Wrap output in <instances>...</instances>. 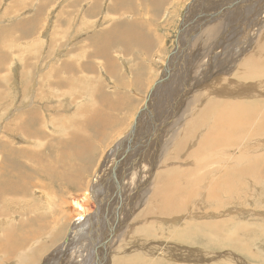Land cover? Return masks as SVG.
Masks as SVG:
<instances>
[{
    "label": "rangeland",
    "instance_id": "374dc122",
    "mask_svg": "<svg viewBox=\"0 0 264 264\" xmlns=\"http://www.w3.org/2000/svg\"><path fill=\"white\" fill-rule=\"evenodd\" d=\"M246 1L248 3L237 11L230 9L229 5L231 4L229 2H223V0L219 2L225 4L227 9L219 10V4H213L210 1L213 10L206 25L213 24V29L208 38L217 37L223 41L221 47L224 50L221 53L218 52V62H216L218 65L222 64L223 59V63H235L233 60L238 58V51L231 49L229 44L234 46V42H236L234 38H239L259 26L257 24L258 19L255 18L257 13L252 12L248 16L243 13L246 7L255 6L258 8L263 5L264 0ZM201 2L206 3V0H183L180 6L176 4L177 11L180 13L177 22L172 27L173 29L171 28L166 54L161 53L151 61H144L143 56H138L135 53V45L131 43L133 52L139 60L132 65L129 59L123 58L124 53L130 47V43L123 38L121 28L124 27L115 29L113 25H110L114 21L112 0H0V135L4 131L1 130V125H4L8 129L9 137L8 140L0 141V176L2 163L11 149L16 148L23 153H28V149L35 150V145L38 150L46 149L49 142L54 144L63 138L62 131L68 133L90 131L87 129L85 121L93 116H99L103 120L110 121L115 127L114 132L110 131V134L102 138L105 149L102 153H96L91 170L84 174L83 184L80 186L70 184L68 192H61L58 188L62 186V183L60 186L49 185L43 192L21 193L17 200L9 201L8 206L0 203V216L6 210L13 216L6 229L0 228V236L5 240L8 239L10 228L13 225L27 224L28 218L34 214L49 213L52 217H57L49 232H40L23 240V246L15 249L14 258L8 255L9 253L7 255L1 253L0 264H92L93 251L96 258L95 264H125L132 258V255H137L145 244L152 245L162 241L161 239L173 242L178 252L175 253V256L170 253L171 259L162 254L158 255V253H151L153 256H147V258L155 256L158 259V264H264L263 168L253 172L255 174L253 178L259 187V191L263 194V198H255L253 193L252 199L255 203L248 204L246 207L249 209L239 211L238 204L234 203V200H229L228 197L222 204H218L217 200L212 199L213 202L210 204L196 203L192 207L182 208L176 214L162 216L158 212V205H151V193L147 194L149 198L147 199V197L144 198L143 192L139 197V204L135 212L126 220L127 215H129V208L122 211L118 209L120 211L119 216L111 212V203H114L117 195L121 193L120 186L119 193L115 192L113 198L108 202L109 205L107 204L110 208L106 206L109 211L105 207L104 211L101 212L100 210L101 214L104 215H99L96 218V222L97 220L98 222L101 220L102 224L107 222L106 231L112 238L109 239L110 242H104V237L101 240L95 239L91 230L92 225L90 226L91 222L84 231L81 229L82 226L75 227L78 220L83 224L89 218L92 220V217L96 216L95 210L98 204L103 203L102 199L99 200L96 197V191H99V188L90 189L95 177L94 173L101 167L104 156L113 152L114 147L123 141L133 129L140 112L143 110V103L151 100V89L156 86V81L162 77V69L176 49V43L180 45L177 50L179 52L183 44L187 43L186 40L190 39L188 30L185 28L181 30L183 23L188 25L191 18L194 19V22L198 19L192 29L197 28L199 30V25L203 26V20H207L206 17H209L202 13L204 8L201 6ZM197 6L199 9L195 13L198 12V15L193 16L192 9ZM189 10L192 15L188 13ZM31 15H34V22L30 20ZM190 15L191 17H189ZM124 16L123 13L120 20ZM155 19L156 22L159 20L162 23L160 16L155 17ZM165 20H167L166 25L164 23L163 25L170 29L172 17L167 18L165 15ZM22 21L27 24L23 23L21 28L25 32L32 30L31 33L20 32L19 24ZM129 21L131 20L125 19V22ZM159 22L157 26L161 25ZM257 30V36L262 38L264 23ZM228 38H230L229 44H227ZM80 44L83 46L81 57L78 50L74 51ZM91 44L95 45L96 48H93ZM206 48L208 50L211 45L208 44L207 47L204 45V49ZM99 50L101 51L100 54L98 53ZM195 50H197L196 46L192 52V66L198 69L207 59V53L206 51L195 53ZM90 57H93L94 60ZM73 58L80 60L79 65L82 68L78 70L80 74L88 73L89 69L86 68V65H94L102 76L101 91L105 92L108 89L111 91L108 95L113 98L117 95L126 96L125 99H122L124 107L112 112H107L101 108V91H93V86H98L94 85L96 79L91 77L95 76L93 72H89L87 76L82 77L83 79L73 78L74 83L68 85L71 91H80L81 94H71L73 91L61 94L59 89L50 87V81H55L58 78L57 84H60L64 75L61 71L58 72V76L46 75V69L49 66L60 67L63 60L68 59L71 62ZM109 58L110 62H108ZM116 59L121 64L118 69L109 65ZM238 59L237 63L239 64L242 55ZM169 69H171L170 66ZM217 97L215 95L210 97L209 95V98L203 101L201 108L203 109L211 98L216 99ZM261 98L264 100L263 95ZM25 99L26 103L24 102ZM178 102L176 99L167 102L166 106L171 105L169 111ZM79 105H82L83 108H80ZM4 113L13 118L8 119ZM34 113L42 114L43 121L37 128L46 130L44 136L29 132L26 129V122ZM48 114L51 116L49 117ZM166 114L167 112H165V116L159 117L165 118L162 128L165 125H171L173 122ZM199 114L205 115V112L197 110L195 115ZM89 115L91 117L86 118ZM151 116H155V113L152 112ZM209 116H218V112H212ZM57 118L60 119V122ZM204 118L207 116L205 115ZM7 119L9 123H7ZM12 123L15 126H12ZM182 123L183 120L180 124ZM150 124L152 125V123ZM8 125L11 127V132H9ZM17 125L21 130L16 129ZM255 126V122L245 126L244 130L237 134V140L232 145L229 147H226L225 144L217 145L214 148V153L218 157L220 152L233 146L246 149L247 152H253V148L259 139L264 146V135L256 133ZM155 129L157 126L151 130L154 131ZM33 130H36V127ZM31 135L37 140V144L32 141ZM204 139V137H200L201 144H203ZM8 146L10 150H8ZM120 148L116 149L115 153ZM261 150L264 154V147ZM123 153V159L126 160L129 153ZM260 153L258 151L257 154ZM172 155L174 153H170L169 157ZM167 162L169 160H167L165 152H159L156 164L161 165ZM123 163L122 168H125L128 163ZM260 166L262 167L261 162ZM223 170L229 171L231 177H236L238 172L241 173L245 169L240 163L226 164L218 160L211 167L210 177L201 184V189H204L207 183L218 178ZM244 177L246 178L244 184L251 183L247 175ZM241 186L245 187L243 184ZM84 195L92 204L91 210L87 211L84 217L70 221L69 214L72 211L77 212V206L74 204L75 199L81 200ZM45 199L48 200V203ZM60 203L62 207H60ZM95 204L96 207H94ZM255 207H257V212L252 210ZM191 208L197 217L195 222L188 223L186 219H183V216ZM59 215L61 216L58 218ZM103 219L105 222L102 221ZM196 221H201L202 225L200 226ZM178 234L189 236V238L185 240L175 238V235ZM115 238L121 241L122 249L115 253L111 262L109 244ZM94 239L99 241L96 245ZM243 242L247 243V249L243 248ZM114 244L112 242V246ZM169 245L172 244L169 243ZM188 257L190 259H186Z\"/></svg>",
    "mask_w": 264,
    "mask_h": 264
},
{
    "label": "bare ground",
    "instance_id": "6f19581e",
    "mask_svg": "<svg viewBox=\"0 0 264 264\" xmlns=\"http://www.w3.org/2000/svg\"><path fill=\"white\" fill-rule=\"evenodd\" d=\"M182 1L112 0L114 21L110 25H113L115 29L124 27L121 28L123 38L130 43V47L124 53L123 58L129 59L132 65L135 64V61L139 62L133 52L131 43L135 45V53L138 56H143L144 61H151L161 53L166 54L171 28L174 27L180 13V11H177L176 4L180 6ZM210 1L213 4H219V10H227L225 4L219 3L222 0H206V3L201 2V6L204 8L202 13L209 17H206L207 20L202 19L203 26L199 25V30L197 28L193 30L192 28L198 19L194 22L192 18L188 25L183 23L181 30L183 28L187 29L190 39L187 38V43L183 44L179 52L177 50L180 45L176 43V49L174 48V52L162 69L161 81L158 79L156 86L152 87L151 100L143 103V110L140 112L133 129L123 141L114 147L115 149L113 148V152H110L108 156L107 154L104 156L101 167L94 173L95 177L90 190H96L95 187H98L99 191H96V197L99 200L102 199L104 204H98L95 210L96 216H93L92 220L89 218L85 224L78 220L75 227L82 226L81 229L84 231L91 222L90 226L92 225L91 230L95 235V239L101 240L104 237V242H108L111 238L106 231L107 222L105 224H102L101 220L96 222V218L102 215L101 212L104 211L106 206L108 207V202L113 198L114 193H119L120 186L121 193L117 195L114 203H111V212L119 216L120 211L118 209L122 211L129 208V215H127L126 220L135 212L139 204V197L143 192L144 198L151 193V205H158V212L162 216L176 214L182 208L192 207L196 203L210 204L213 202L212 199L217 200L218 204H222L228 197L229 200H234V203L238 204L237 208L241 211L249 209L246 207L248 204L255 203L252 199L253 193L255 198H263V194L259 191V187L253 178L255 176L253 172L261 168L264 172V154L261 150L264 146L261 139L256 143L253 152H247L246 149L233 146L220 152L217 157L214 148L221 144L229 147L237 140V134H240L245 126H249L253 122L256 125L255 132L264 135V100L261 98V95L264 96V35L260 38L256 34L258 27L264 23V4L258 8L255 6L246 7L243 13L246 16L252 12L257 13L255 18L258 19V27L251 29L249 33L243 34L239 38H234L236 40L235 44L233 43L234 46L228 43L230 38L227 39V44L230 45L231 49H237L238 58L242 55L241 62L238 64L239 59L237 58L233 60L235 63L227 64L223 63V59L222 64L218 65L216 63L218 62V52L221 53L224 49L221 47L223 42L221 38H208L213 29V24L206 25L213 10ZM223 2H229L231 4L229 5L230 9H235V11L242 9L248 3L246 0H223ZM198 9L199 6L192 9L193 16L198 13H195ZM123 13L125 16L120 20ZM188 13L192 15L190 10ZM71 14L74 17L73 12ZM165 15L167 18L172 17L170 29L165 27L167 21ZM159 16L162 23L159 20L156 22L155 17ZM125 19L131 21L125 22ZM158 22L161 25L157 26ZM23 23L27 24L25 21L20 22V28ZM218 33H221V31H218ZM208 44L211 45V48L204 49V45L207 47ZM91 46L96 48L93 44ZM195 46L197 49L195 53L202 51L207 53V59L198 69L192 66V52ZM76 50L79 51L81 57L82 44L74 49V51ZM98 53L100 54L101 51L99 50ZM90 58L94 60L93 57ZM72 60L71 62L68 59L63 60L60 67L49 66L46 69V75L58 76L59 71L64 75L60 84H57L58 78L55 81H50V87L59 89L61 94L71 93L73 90L71 91L68 85L74 83L73 78L83 79L82 77L87 76L89 72H93L95 76L91 77L96 79L94 85H98L93 86V91H101L100 81L102 76L95 66L86 65L89 71L83 75L78 72L79 69H82L79 65L80 60L75 58ZM108 62H110V58ZM109 65L115 67V69L121 66L118 59L112 61ZM169 66L171 69H169ZM166 70L168 72L165 73ZM46 75H44L45 78H47ZM134 76L136 77L135 74ZM69 79L71 81H68ZM100 93L101 108L107 112L124 107L122 99H125L126 96L117 95L113 98L108 95L111 93L108 89ZM71 94L81 93L80 91H73ZM209 95L210 97L213 95L218 97L216 99L211 98L210 102L202 109L201 105L204 100L209 98ZM173 99L179 102L178 104L176 102L174 108L172 107L169 111L171 105H166L167 102ZM24 102L26 103V99ZM76 103L78 104V101ZM79 106L83 108L82 105ZM166 108L168 109L165 111ZM197 110L205 112L207 118H204L205 115H195ZM152 112L155 113V116H151ZM165 112H167L166 116H169L173 122L171 125H165L162 128L165 118L159 117L165 116ZM212 112H218V116H209ZM48 116L50 117L51 114H48ZM6 117L8 119L13 118L8 115ZM89 117L91 116L89 115L86 118ZM8 119L7 123H9ZM57 120L60 122L59 118ZM182 120L183 123L180 124ZM42 121V114L34 113L30 120L26 122V129L29 132L44 136L46 130L37 128L40 127ZM85 124L90 131L86 132L84 130L75 133L62 131L63 138L54 144L49 142L46 149L38 150L34 144L35 150L28 149V153H23V151L16 148L10 150L8 146L10 151L2 163L0 176V203L8 206L9 201L17 200L21 193L43 192L49 185L60 186V183H62V186L58 189L61 192H68L70 184L74 186L83 184V176L91 170L96 153H102L105 149L102 138L110 134V131H115L112 122L103 120L99 116L91 117L85 121ZM210 124L212 125L209 126ZM12 126H15V124L12 123ZM156 126L157 129L151 130ZM158 126L161 127L158 128ZM35 127L36 130H33ZM8 128L11 132L9 125ZM2 129L4 131L0 135V141L8 140L7 127L1 125ZM16 129L21 130L19 125ZM200 137L205 138L203 144H201ZM32 141L37 144V140L33 137ZM118 148L120 150L115 153ZM161 151L165 152L169 162L158 165L156 164V158ZM258 151L261 153L257 154ZM123 152L129 153L126 160L123 159ZM170 153H174V155L169 157ZM175 159L176 161H173ZM218 160L226 164L240 163L245 170H242L241 173L238 172L236 177H231L229 171L223 170L218 178L207 183L206 187L201 189V184L210 177L211 167ZM123 162L128 163L125 168H122ZM246 175L251 182L249 184H244L246 179L244 176ZM241 184L245 187H242ZM147 199L149 198L147 197ZM45 201L48 203V200L45 199ZM98 202L100 203V201ZM61 203L60 207H62ZM74 204L77 206V212L72 211L69 214L70 221L84 217L92 206L86 195L81 200L75 199ZM94 207H96V204ZM192 210L193 208L183 216V219H186L188 223L195 222L197 217ZM252 210L257 212V207ZM12 218L13 216L6 210L0 216V228L6 229ZM55 218L57 217H52L49 213L34 214L28 218L27 224L13 225L10 228L7 240L0 236V254L7 255L9 253L8 255L14 258L15 249L23 246V240L40 232H49L52 224L56 222ZM196 222L200 226L202 225L201 221ZM168 237H171V235H168ZM177 237L180 240L189 238V236L181 234L175 235V238ZM95 239L94 243L96 245L99 241ZM161 240L152 245L145 244L142 250L137 255H132V258L125 264H158V259L155 256L147 258L148 255L153 256L151 253L162 254L164 257L171 259L170 253L175 256V253L178 252L176 246L169 240ZM112 242L115 243L113 246ZM88 243L91 244L90 241ZM169 243L172 245H169ZM246 244L245 242L242 243L244 249L248 248ZM109 245V258L112 262L115 253L122 249V244L120 240L115 238L113 241L111 240ZM186 259H190V257ZM95 262L96 258L93 251L92 264H95Z\"/></svg>",
    "mask_w": 264,
    "mask_h": 264
},
{
    "label": "crops",
    "instance_id": "0c3cea01",
    "mask_svg": "<svg viewBox=\"0 0 264 264\" xmlns=\"http://www.w3.org/2000/svg\"><path fill=\"white\" fill-rule=\"evenodd\" d=\"M33 17H34V15L32 16H30V20H31V22H34V20H33ZM36 18V17H35ZM16 24V23H15ZM23 31V33H31L32 32V30H30V31H28V32H25L22 28H20V32H22Z\"/></svg>",
    "mask_w": 264,
    "mask_h": 264
},
{
    "label": "water",
    "instance_id": "95a60500",
    "mask_svg": "<svg viewBox=\"0 0 264 264\" xmlns=\"http://www.w3.org/2000/svg\"><path fill=\"white\" fill-rule=\"evenodd\" d=\"M168 72V70L165 71V73ZM159 81H161V79H159ZM116 182V181H115Z\"/></svg>",
    "mask_w": 264,
    "mask_h": 264
}]
</instances>
